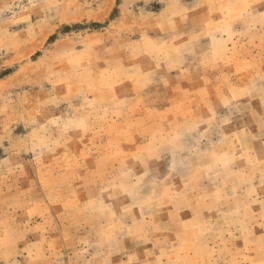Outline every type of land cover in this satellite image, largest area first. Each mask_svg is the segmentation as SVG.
I'll return each instance as SVG.
<instances>
[{"label":"rangeland","instance_id":"1","mask_svg":"<svg viewBox=\"0 0 264 264\" xmlns=\"http://www.w3.org/2000/svg\"><path fill=\"white\" fill-rule=\"evenodd\" d=\"M0 264H264V0H0Z\"/></svg>","mask_w":264,"mask_h":264}]
</instances>
